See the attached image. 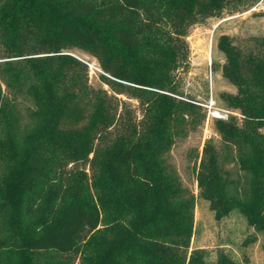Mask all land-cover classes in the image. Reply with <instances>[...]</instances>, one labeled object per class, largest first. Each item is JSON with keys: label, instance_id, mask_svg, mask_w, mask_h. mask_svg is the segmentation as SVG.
Returning <instances> with one entry per match:
<instances>
[{"label": "trees", "instance_id": "1", "mask_svg": "<svg viewBox=\"0 0 264 264\" xmlns=\"http://www.w3.org/2000/svg\"><path fill=\"white\" fill-rule=\"evenodd\" d=\"M259 2L0 0V264H209L169 160L205 117L177 72L193 25ZM245 41L220 38L240 116L215 121L220 145L205 142L195 172L218 218L237 210L264 239V37ZM216 264L234 260L220 249Z\"/></svg>", "mask_w": 264, "mask_h": 264}, {"label": "rangeland", "instance_id": "2", "mask_svg": "<svg viewBox=\"0 0 264 264\" xmlns=\"http://www.w3.org/2000/svg\"><path fill=\"white\" fill-rule=\"evenodd\" d=\"M223 35L230 36L235 44L247 48L251 43L245 39L264 37V2H259L246 11L210 17L190 28L187 37L189 66L186 70L178 71L177 77L182 96L192 98L200 104L205 117L197 121L186 137L176 139L169 153V160L178 171L183 184L196 196L191 249L206 250V262L209 264H216L220 249L234 260V264H264L262 235L250 227L237 210L218 218L209 201L200 194L196 181L195 167L201 161L205 142L211 138L217 145L221 142L216 133L215 121L222 118L213 116L211 112L225 114L230 113V110L238 111L230 108L223 98L226 93L236 92V87L223 75L226 63L225 53L220 48V38ZM69 52L74 56L96 61L101 68L97 59L83 49L74 48ZM100 74L102 72L89 75L91 85L108 88L100 79ZM130 101L133 106H137L136 100ZM231 113L240 116L237 112ZM261 131L264 133V127Z\"/></svg>", "mask_w": 264, "mask_h": 264}, {"label": "built area", "instance_id": "3", "mask_svg": "<svg viewBox=\"0 0 264 264\" xmlns=\"http://www.w3.org/2000/svg\"><path fill=\"white\" fill-rule=\"evenodd\" d=\"M77 58L80 59L81 61H83L88 66L90 76H92L93 74H97L98 72L103 73L102 69L99 67V65L97 64L96 61H90L88 59H84V58H80V57H77ZM211 113L213 116L218 117V118H222V119H227L228 115H229V113H227V112L225 114H222L218 111H213ZM208 133H209V136H211V133L210 132H208Z\"/></svg>", "mask_w": 264, "mask_h": 264}]
</instances>
